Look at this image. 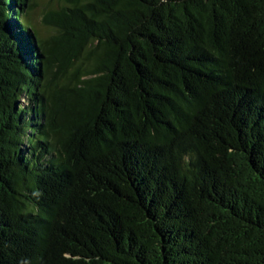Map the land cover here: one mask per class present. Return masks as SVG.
<instances>
[{
    "label": "trees",
    "instance_id": "trees-1",
    "mask_svg": "<svg viewBox=\"0 0 264 264\" xmlns=\"http://www.w3.org/2000/svg\"><path fill=\"white\" fill-rule=\"evenodd\" d=\"M36 8L0 0V264H264V0Z\"/></svg>",
    "mask_w": 264,
    "mask_h": 264
},
{
    "label": "rangeland",
    "instance_id": "rangeland-1",
    "mask_svg": "<svg viewBox=\"0 0 264 264\" xmlns=\"http://www.w3.org/2000/svg\"><path fill=\"white\" fill-rule=\"evenodd\" d=\"M35 1L37 2L36 12L33 14L35 22L39 25L44 35H49L51 31L46 26L41 24V17L43 14L42 10L44 7L55 6L57 3V0H35ZM21 101L23 102L24 100L21 98Z\"/></svg>",
    "mask_w": 264,
    "mask_h": 264
},
{
    "label": "water",
    "instance_id": "water-1",
    "mask_svg": "<svg viewBox=\"0 0 264 264\" xmlns=\"http://www.w3.org/2000/svg\"><path fill=\"white\" fill-rule=\"evenodd\" d=\"M5 63L7 64V62H5ZM8 64H9V66L14 67L15 69L19 68L18 65H14V63H12V62H9Z\"/></svg>",
    "mask_w": 264,
    "mask_h": 264
}]
</instances>
